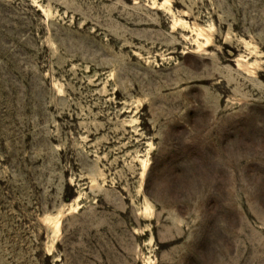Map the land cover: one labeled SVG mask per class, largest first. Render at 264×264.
Returning a JSON list of instances; mask_svg holds the SVG:
<instances>
[{"label":"rangeland","instance_id":"374dc122","mask_svg":"<svg viewBox=\"0 0 264 264\" xmlns=\"http://www.w3.org/2000/svg\"><path fill=\"white\" fill-rule=\"evenodd\" d=\"M0 264H264V0H0Z\"/></svg>","mask_w":264,"mask_h":264},{"label":"bare ground","instance_id":"6f19581e","mask_svg":"<svg viewBox=\"0 0 264 264\" xmlns=\"http://www.w3.org/2000/svg\"><path fill=\"white\" fill-rule=\"evenodd\" d=\"M169 2V1H168ZM158 3V2H157ZM160 5V4H159ZM169 7V6H168ZM45 9V8H44ZM46 10V9H45ZM169 10V9H168ZM50 13V12H49ZM52 13V12H51ZM50 13V14H51ZM49 14V15H50ZM47 15V14H46ZM172 16V15H171ZM175 20H176V18H175ZM182 20V19H181ZM173 23V22H172ZM177 23H180L181 25H182V22H179V19L178 20H176L175 21V24H177ZM185 24V23H184ZM183 24V25H184ZM173 27V26H172ZM197 30V29H196ZM199 31H201V30H199ZM199 34V33H198ZM201 35V34H200ZM205 34H203L202 36H204ZM199 37H201V36H199ZM205 38V37H204ZM204 40V39H203ZM208 41V39L207 38H205V42L203 41V44L204 45H207V42ZM196 42H198V41H196ZM202 42V41H201ZM195 43V42H194ZM200 44V43H199ZM202 44V43H201ZM203 44H202V46H203ZM199 46H201V45H199ZM197 48V47H196ZM199 48V47H198ZM201 48V47H200ZM199 48V49H200ZM143 161V160H142ZM58 226H59V221L58 220H54L53 222H51V235H53V236H55V233L57 232V229H58Z\"/></svg>","mask_w":264,"mask_h":264}]
</instances>
